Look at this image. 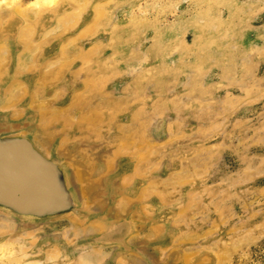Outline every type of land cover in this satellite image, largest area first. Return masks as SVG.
<instances>
[{
	"label": "rangeland",
	"instance_id": "374dc122",
	"mask_svg": "<svg viewBox=\"0 0 264 264\" xmlns=\"http://www.w3.org/2000/svg\"><path fill=\"white\" fill-rule=\"evenodd\" d=\"M20 134L98 216L0 208V264H264V0H0Z\"/></svg>",
	"mask_w": 264,
	"mask_h": 264
},
{
	"label": "water",
	"instance_id": "95a60500",
	"mask_svg": "<svg viewBox=\"0 0 264 264\" xmlns=\"http://www.w3.org/2000/svg\"><path fill=\"white\" fill-rule=\"evenodd\" d=\"M0 208L37 220L72 215L85 221L98 216L77 204L64 166L21 134L0 135ZM127 228L125 222L116 223L98 239L124 244Z\"/></svg>",
	"mask_w": 264,
	"mask_h": 264
}]
</instances>
